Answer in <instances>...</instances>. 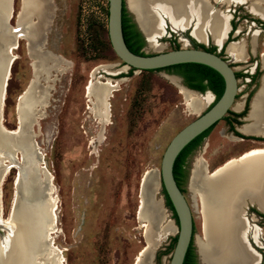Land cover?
Here are the masks:
<instances>
[{"label":"rangeland","instance_id":"rangeland-1","mask_svg":"<svg viewBox=\"0 0 264 264\" xmlns=\"http://www.w3.org/2000/svg\"><path fill=\"white\" fill-rule=\"evenodd\" d=\"M249 2L215 4L233 14L237 32L229 40L242 41L247 54L241 61L230 62L238 73L234 101L242 102L241 109H230L225 117L217 120L187 154L183 164L185 174L181 187L191 209L195 245L196 238L203 236L199 197L188 186L195 160L204 159L210 171L252 148L264 146L261 142L264 140L241 139L233 134L237 125L228 127L231 114L245 115L238 112L246 103L247 111L251 96L252 101L261 85L259 77L264 74L260 56L264 52V24L261 27L254 20L258 15L250 11ZM20 3L21 0H12V16L8 21L12 26L16 25ZM51 5L49 22L39 39H45V47L60 56L67 69L51 71L50 98L43 107V115L33 125V138L42 161L39 173L45 181L46 202L49 203L51 196L56 207L52 241L45 240L49 258L45 257L43 264H54L57 258L61 264H136L138 256H141L140 262L167 264L176 221L159 182V159L170 136L196 113L189 111L185 97L178 91L181 80L176 85L166 77L175 75L171 69H130L109 49L108 37L102 29L106 28L107 0H51ZM171 28L164 18V33L156 37L162 43L161 49H152L145 41L140 49L152 52L193 44L188 28L181 31ZM12 53L16 56L10 65L0 120L7 129L18 125L16 109L14 112L16 96L32 79V64L24 39H17ZM220 53L230 60L229 54ZM255 66L257 69L253 72ZM93 71L99 81L106 77L119 80L108 99L109 122L104 125L99 142L94 141L100 130L99 120L90 112L85 90ZM206 93L210 96L197 95L205 103L200 110L212 99V92ZM16 156L21 157L14 152L17 159ZM16 174L17 167L10 166L0 183L4 218L8 215ZM148 198L157 201L149 222L138 217L141 199L145 202ZM193 200L195 208H192ZM249 204L254 205L247 201L245 211ZM245 216L250 226L247 235L259 242L263 264L264 218L251 210ZM146 223L157 231L149 245ZM254 227L255 235L252 234ZM191 246L192 250L197 248L194 244Z\"/></svg>","mask_w":264,"mask_h":264},{"label":"bare ground","instance_id":"bare-ground-1","mask_svg":"<svg viewBox=\"0 0 264 264\" xmlns=\"http://www.w3.org/2000/svg\"><path fill=\"white\" fill-rule=\"evenodd\" d=\"M250 2L251 9L264 16V0H252L251 4ZM11 3L12 0H0V38L4 44V48L0 50V106L3 107L5 94L4 79L7 80L9 76L8 63L16 56L12 53V49L17 45L15 37L25 40L30 66L32 64V79L17 99L16 129L9 131L0 123V183L10 166L17 167L12 212L5 218L2 216L3 222L9 223L11 227L7 235L0 237V264H43V259L49 258L46 256L49 251L45 250V240H51L50 234L55 230L56 207L53 197L50 196L49 203L46 202L45 181L39 173L42 161L34 142L33 125L43 115V107L50 98L49 90L52 89L53 81L51 71L62 72L67 66L60 56L41 46L43 39H39L49 22L51 0H21L15 26L8 23L12 16ZM125 4L135 16L144 31L145 42L152 49H161L162 43L158 42L156 37L164 33V23L154 10H146L145 6L148 4L165 16L172 30L184 29L193 22L194 35H205L204 30H207L218 37L225 33L227 27L224 16L218 8L211 7L207 0H125ZM12 27H19L17 31L20 33L9 38V34L13 33ZM227 49L237 60H242L246 55L240 43L233 42L226 47V51ZM261 63L264 66V52L261 55ZM166 77L178 85V76ZM118 81L109 77L99 81L98 78L95 79L93 71L86 84L90 112L100 124L98 137L94 141L102 140L101 134L110 116L108 99ZM178 88L179 93L185 97L189 111L196 113L203 107L205 103L197 96L198 93L183 86ZM241 105L242 102H234L233 107L239 109ZM1 118L2 116L0 120ZM250 118L252 124L240 129L243 132L264 133V74L253 100ZM14 152L19 153L21 157L16 156V159ZM188 186L200 201L203 236L196 238L195 245L200 263L256 264L257 255L245 242L244 233L250 226L241 206L244 198L248 197L264 211V146L252 148L241 156L226 161L211 173L206 169L204 159L195 160ZM49 189L51 191L52 187ZM195 206L193 200L192 208ZM154 208H157L156 200L148 198L144 202V199H141L138 217L149 222V218L154 216ZM144 225L149 245L157 231L154 232L147 223ZM140 261L141 256H138L136 264L149 263ZM54 264H61L60 258H57Z\"/></svg>","mask_w":264,"mask_h":264},{"label":"water","instance_id":"water-1","mask_svg":"<svg viewBox=\"0 0 264 264\" xmlns=\"http://www.w3.org/2000/svg\"><path fill=\"white\" fill-rule=\"evenodd\" d=\"M122 6L125 7L127 11H129V9L127 8L125 4V0H107L106 32H107L108 41H109L112 51L120 59V61H122L127 67H132L134 69L141 70V69L161 68V67H166V66L179 64V63H185V62H197V63L205 64L211 67L212 69H214L216 72H218V74L221 76L222 81H223L222 90L220 94L218 95V97L216 98V100L208 108L197 111L196 114L192 118H190L183 125H181L170 136V138L166 142L161 152V156L159 159V167H158L159 182H160L161 188H163L166 196L169 199V202L172 206V210L176 218L175 239H174V243H173V246L169 254L167 264H182L184 254H185V251L187 249V246L190 240L192 241V244H194V238H193V232H192L193 218L191 215V209H190L189 203L183 191L177 185L173 177V173H172L173 161H174L176 154L179 152V150L189 140H191L194 136H196L197 134L202 132L204 129H206L210 125L214 124L217 120L222 118L226 114L228 109H234L233 108V104L235 102L234 98H235L237 88H238L237 87V77L235 75V68L230 63L231 59L230 60L226 59L225 56H223L222 54H219L214 50H208L205 47H201V46L179 45L177 47H173V48H169L165 50H155L152 52L143 51L142 53L132 51L126 45L123 39V35H122V28H121ZM145 7H146V10L149 12L154 10V12L157 13L159 18H162L163 23H164L165 16L158 9L153 8V6L150 4L146 5ZM215 8L217 7L215 6ZM131 19L135 23L136 28L141 33L144 41H146L144 31L138 24L137 20L135 19V16L132 14H131ZM166 21L167 23H169L167 19ZM9 25L11 24L9 23ZM169 27L171 28L170 25ZM18 28L19 27L17 28L12 27L11 30L13 33L9 34L10 35L9 38L16 36L17 34L20 33L19 31H17ZM181 30L183 29H179L177 31H181ZM44 43H45V39L42 40L41 46L48 49L47 47H45ZM16 44H17V38L15 37V45ZM242 45H243V42H242ZM3 48H4V44L0 38V50ZM225 49H226V46H225ZM11 59H14V58H11ZM10 61L8 63L9 73H10ZM172 74H175V73H172ZM261 75L259 77V82H260ZM177 76L179 79L181 78L179 75ZM6 83H7V80L4 79L3 93H5V90H6ZM27 84L28 82L26 83V85ZM26 85L20 92H22L26 88ZM182 86L185 89L192 90L193 92L201 94L197 90L190 89L184 85ZM208 91L209 90H207L206 92ZM20 92L17 94L16 100ZM2 109L3 108L1 105L0 106V116H2ZM184 109H185V106H184ZM14 112H15V104H14ZM15 118H16V114H15ZM16 127H17V124H15L14 128ZM14 128H9V131L14 130ZM224 162H222L221 165H223ZM214 169H215L214 167L213 169H210L209 173H211ZM13 198H14V195L12 194L8 214L12 212ZM247 201L252 202L250 201L248 197H245L244 203L241 206L242 213L244 217L246 218V220H247V217L245 216L244 207ZM260 211L264 213L263 210H260ZM10 227L11 226L9 225V223L3 222V217L1 213V205H0V237L1 238L4 237L3 235H7V233H9ZM246 233L247 231H245L244 233L245 242L256 253L255 249L250 246L246 238ZM194 251L196 253L197 261L200 264V261H199V258L196 252V247L194 248Z\"/></svg>","mask_w":264,"mask_h":264},{"label":"trees","instance_id":"trees-1","mask_svg":"<svg viewBox=\"0 0 264 264\" xmlns=\"http://www.w3.org/2000/svg\"><path fill=\"white\" fill-rule=\"evenodd\" d=\"M123 10L125 11V14L128 13L126 8L122 6L121 28H122L123 39H124V41H125V43L129 49H131L134 52L142 53L143 51L140 48L142 47V45L144 43V39H143L141 33L139 32V30L136 28L134 22H131L130 24L127 23V19H129V17L123 16L124 15L122 13ZM106 16H107V9H106ZM102 29L104 31L106 38H107L106 28L103 27ZM190 39L193 41V44L195 46L204 47L202 44L196 42L194 39H192V38H190ZM109 45L110 44L108 41V46ZM205 48L208 50H213L214 46L210 45V46H207ZM109 49H111L110 46H109ZM129 68L134 69L132 67H129ZM155 69H171V71L173 73L181 75L183 77L184 81L190 87H195V88H198L199 90H203L205 88H210L214 93H216L217 96L220 94L222 87H223V81H222L221 76L218 74V72H216L214 69H212L211 67H209L205 64H201V63H197V62H185V63H179V64H174V65L161 67V68H155ZM141 70H153V69H141ZM237 74L238 73L235 72L236 76H237ZM246 105H247V103L245 104V108H243L240 112H238L239 114L246 113ZM229 111H230V109L227 110V112H229ZM223 117H225V116H223ZM212 126H213V124L210 125L209 127H207L206 129H204L202 132H200L196 136H194L191 140H189L179 150V152L176 154V156L174 158L173 165H172V173H173V177H174L177 185L180 187V189L182 191H183V189L181 187V181H182L183 175L185 174L184 173L185 170H184V166H183L185 158H186L187 154L191 151V149L199 142V140L209 131V129ZM235 133L238 134L237 131H235ZM162 191L164 193L166 203L169 205L170 209L172 210V206H171L169 199L166 196L163 188H162ZM172 213H173L174 219L176 221L175 214H174L173 210H172ZM260 215L264 217V213L261 212ZM192 232H193V229H192ZM174 239H175V235L172 238L173 243H174ZM191 243H192V241L190 240L188 245H192ZM191 248H192V246H187V250H186L184 257H183V260H182V264H196L194 262V258L192 256L193 254L190 255V252H189V250ZM191 256H192V258H191Z\"/></svg>","mask_w":264,"mask_h":264},{"label":"flooded vegetation","instance_id":"flooded-vegetation-1","mask_svg":"<svg viewBox=\"0 0 264 264\" xmlns=\"http://www.w3.org/2000/svg\"><path fill=\"white\" fill-rule=\"evenodd\" d=\"M221 3H223V4H226L227 5V3H224V2H221ZM218 8V7H217ZM216 9V8H215ZM219 9V8H218ZM221 10V9H220ZM232 11L235 13V12H237V10L236 9H232ZM251 11V10H250ZM122 13L124 14L123 16H128L127 14H125V11L123 10L122 11ZM225 14H227L226 12H224ZM228 14H229V16H228V18H227V23H228V28H227V30L225 31V39L223 40V42H222V44L219 46V47H217L216 45L214 46V51H216L217 53H219V54H221L220 53V51H223L224 52V49H225V46L227 47V45L230 43V42H232L233 40H229L230 38H234V36H236V32H237V28H235L234 26H233V14H231L230 12H228ZM227 14V15H228ZM262 19H264V17L263 16H260V15H258L257 16V18L256 19H254L261 27H262V25L264 24V20H262ZM131 22H133L132 21V19H131V17H129V19H127V23L128 24H130ZM264 26V25H263ZM186 28H188V37L189 38H192V39H194V37L190 34L191 33V31H190V28L189 27H186ZM192 46H195L194 44H192ZM204 46V45H203ZM208 46V45H207ZM207 46H204V47H207ZM227 52V51H226ZM245 53L247 54V51L245 50ZM263 53V52H262ZM262 53H261V55H262ZM223 56H225L224 54H222ZM260 55V56H261ZM230 56V55H229ZM225 58H226V56H225ZM232 58V57H231ZM227 59V58H226ZM234 61H241V60H233V62ZM231 62V61H230ZM262 64V63H261ZM263 66V65H262ZM257 68H256V66H255V69L253 70V72H255V70H256ZM235 72H237L236 70H235ZM176 74V73H175ZM177 75H179V74H177ZM181 78H180V84H181V86L182 85H184V86H186V87H188V88H190V89H194V90H197V91H199L201 94H199V97L200 96H210V94L209 93H204V94H202L205 90H209L210 92H212V94H213V96H212V99L210 100V102H208V104L203 108V109H206V108H208L215 100H216V98L218 97L217 95H216V93H214L210 88H205V89H203V90H199L198 88H195V87H190L185 81H184V79H183V77L181 76V75H179ZM253 75H251V77H252ZM237 77V76H236ZM179 91V90H178ZM209 94V95H208ZM204 96V97H205ZM231 117H232V119H229V123H228V127L231 125V124H235V125H239L241 122H240V120H241V116L240 115H232L231 114ZM223 118V117H222ZM221 119V118H220ZM242 126V125H241ZM241 126H240V128H241ZM235 130H234V133L233 134H236L235 133V131H237L238 132V134H237V136L239 137V138H244V139H251V140H264V139H262V138H259V137H257V136H254V135H251V134H245V133H242V132H240V131H238L237 129H236V127L234 128ZM262 144H264V142H262ZM256 203H254V205L253 204H249L248 206H247V210L245 211L246 213H248L250 210L252 211V212H254V213H256V214H258L259 216H260V218H264L263 216H261L260 215V213H261V209L259 208V206L257 205ZM263 213V212H262ZM248 220V219H247ZM255 220H257V218L255 217ZM253 229L255 230V233H253ZM252 229V234L253 235H255L256 234V227H254ZM246 238H247V240H248V242H249V244H250V246L251 247H253L254 249H255V251H256V255H257V262H256V264H261V253H260V249H259V247H260V244H259V242L258 241H256L255 240V238L251 235H247V233H246ZM192 244V243H191ZM188 246H191V245H188ZM187 250V249H186ZM186 252V251H185ZM189 252H190V255L191 254H193L192 256H193V258H194V262L196 263V264H199L198 263V261H197V258H196V255H194V254H196L195 253V251L194 250H192V248L189 250ZM192 256H191V258H192ZM201 264V263H200ZM263 264H264V262H263Z\"/></svg>","mask_w":264,"mask_h":264},{"label":"crops","instance_id":"crops-1","mask_svg":"<svg viewBox=\"0 0 264 264\" xmlns=\"http://www.w3.org/2000/svg\"><path fill=\"white\" fill-rule=\"evenodd\" d=\"M224 2V3H227V5L230 3V2H232V1H234V0H219V1H217V0H207V2H208V4L211 6V7H213L214 9H215V4L216 3H219V2ZM235 1H237V0H235ZM241 1H245V0H238V2H241ZM223 4V3H222ZM224 5H226V4H224ZM226 5V6H227ZM249 8L251 9V7H250V5H249ZM219 11H220V13L224 16V18L226 19V24H227V27H226V30H227V28H228V23H227V18H228V16H229V14H228V12H226L228 15H226L225 13H223L224 11H222V10H220V9H218ZM251 11L252 12H255L253 9H251ZM257 13V12H256ZM257 14H259V13H257ZM259 15H261V14H259ZM261 16H263V15H261ZM192 25V26H191ZM193 26H194V23L192 22L191 24H190V26H189V28H190V30H191V35L194 37V40L196 41V42H198V43H200V44H202V45H204V46H207V44H208V46H210V45H213V46H217V47H219L221 44H222V42H223V40L225 39V33L224 34H222L221 36H218V37H215V36H213L212 34H210V33H208V31L207 30H204V34L205 35H202V36H196V35H194L193 34ZM233 42H235V43H240V44H242V41H232V42H230L229 44H228V46L227 47H229V45L231 44V43H233ZM207 43V44H206ZM243 46V45H242ZM225 53H227V54H229L230 55V59H231V61H233V60H237V59H235L233 56H232V53L229 51V49H227V52H226V49H225V51H224ZM244 52H245V49H244ZM232 57V58H231ZM262 78H263V76L261 77V83H262ZM259 86V85H258ZM261 86V85H260ZM254 94V93H253ZM252 94V95H253ZM256 94V93H255ZM254 97H255V95H254ZM254 97H253V99H252V101H251V98H252V96H251V98H250V100H249V103H248V109H247V111H246V113H245V115H243L242 117H241V119H243L244 121L243 122H241L239 125H237L236 126V129H239L240 130V132H242V133H245V134H251V135H254V136H257V137H259V138H264V133H261V134H258V133H256V132H243L241 129H240V126L242 125V124H244V125H242L241 127H243V126H246V125H250V124H252V120H251V118H250V116H251V109H252V104H253V100H254ZM250 101H251V103H250ZM250 104H251V106H250ZM250 106V107H249ZM241 107H242V105H241ZM241 107L239 108V109H234L235 111H238V110H240L241 109ZM249 108H250V110H249ZM248 111H249V114H248ZM247 114H248V117H249V120H248V118H247ZM247 123V124H246ZM238 130V131H239ZM238 138V137H237ZM261 142H264V141H261ZM240 153V152H239Z\"/></svg>","mask_w":264,"mask_h":264}]
</instances>
